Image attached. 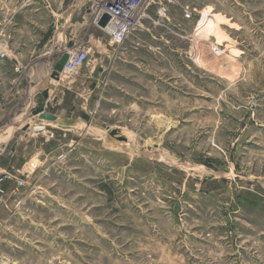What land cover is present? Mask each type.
<instances>
[{
    "label": "rangeland",
    "instance_id": "374dc122",
    "mask_svg": "<svg viewBox=\"0 0 264 264\" xmlns=\"http://www.w3.org/2000/svg\"><path fill=\"white\" fill-rule=\"evenodd\" d=\"M22 1L0 0V15ZM178 2L171 17L190 43L151 38L168 23L153 10L121 47L95 30L87 63L61 77L78 82L75 125L34 131L30 110L0 119V176L22 180L2 186L0 264H264V0L244 2L254 19L262 8L263 30L253 19L243 35L218 26L220 0ZM187 8L205 10L208 26L180 22ZM180 75L186 94L148 88L149 76Z\"/></svg>",
    "mask_w": 264,
    "mask_h": 264
},
{
    "label": "crops",
    "instance_id": "0c3cea01",
    "mask_svg": "<svg viewBox=\"0 0 264 264\" xmlns=\"http://www.w3.org/2000/svg\"><path fill=\"white\" fill-rule=\"evenodd\" d=\"M170 1L168 23L153 26V28L156 27L154 30L160 29L163 34H150L149 36L161 40L169 34L183 38L190 43L191 36L185 32L183 34V31L179 29V23L171 17L175 12V5L179 2L178 0ZM250 1L255 0H220L219 6L214 3L212 6L213 16L223 19V22L219 23L218 26L226 27L227 23L229 32H240L241 35L246 31L253 32L252 26L248 30L245 25L254 19V13L249 11L244 4V2ZM201 11L205 12V10ZM259 13V18L254 19V22L261 23L259 29L263 30L262 8H260ZM0 19V55H4L3 58H0V119L24 116L28 110L32 111L36 107V100L40 93L48 90L45 111L56 116L57 121L53 124H58L61 127L75 125L79 119L71 117L69 114L71 110L74 111L76 106L78 82L72 80L62 83L61 78L56 82L50 79V74L53 64L66 52L67 45L72 44V51L74 48L90 49V47L100 44L101 40L95 36V30L98 28L94 25L93 17L88 10V1L73 0L69 3L68 0H24L9 11L6 8L3 15H0ZM184 20L183 14L179 16L180 22ZM257 24H255V31L259 25ZM141 26L138 27L139 31L146 30L140 28ZM229 40L237 43L236 39L229 38ZM215 42L214 39L212 43ZM128 58L126 56L116 57L118 61L121 59L123 63H126ZM109 59L110 56L108 55L99 56L96 61L98 63L110 62ZM132 63L133 67L136 64H141L136 60V56L132 58ZM133 77V86L140 90L144 88L140 82L135 85L137 79L135 75ZM138 77H142L140 73ZM149 78L154 80L153 83L149 82L150 85L148 86L151 93L161 95L186 94L183 88L177 86L178 82L183 83L182 75L171 80L164 77L153 78L149 76ZM125 79V77H120V81H118L120 87L122 84V94L129 93L124 90ZM138 79L140 80V78ZM184 80L185 84H188V78L186 77ZM91 88L92 82L90 81L88 86L86 84L84 88L86 95L87 91L92 92ZM66 93L73 95L72 104L64 98ZM82 110L85 111L81 108ZM84 113L87 115L86 112ZM31 119L39 127L51 125L49 122L38 120L37 117Z\"/></svg>",
    "mask_w": 264,
    "mask_h": 264
},
{
    "label": "built area",
    "instance_id": "2783aa9c",
    "mask_svg": "<svg viewBox=\"0 0 264 264\" xmlns=\"http://www.w3.org/2000/svg\"><path fill=\"white\" fill-rule=\"evenodd\" d=\"M170 0H88V10L93 17L94 25L107 35L110 45L121 47L137 31L141 18L145 17V12L153 10L154 14L161 20L168 16L167 5ZM197 13L196 19L194 14ZM107 15L109 21L105 28H100L98 22L102 16ZM183 18L194 22V29L201 31L207 27L208 14L204 11L196 12L192 9L183 11ZM213 56L219 58L223 55L220 45L211 43ZM89 50L86 48H74L69 52V57L63 66L60 78L65 75L74 76L88 61ZM4 55H0L3 58ZM44 128V127H43ZM32 169L36 166L30 164ZM20 173V171H16ZM13 172H4L0 176V203L4 195L3 184L10 180H15L17 185H22V180L17 179ZM21 176L23 174L21 173Z\"/></svg>",
    "mask_w": 264,
    "mask_h": 264
},
{
    "label": "water",
    "instance_id": "95a60500",
    "mask_svg": "<svg viewBox=\"0 0 264 264\" xmlns=\"http://www.w3.org/2000/svg\"><path fill=\"white\" fill-rule=\"evenodd\" d=\"M109 21V17L104 15L98 22V26L100 28H105ZM72 49V44L66 46V52L61 55L59 60L53 64L52 71L50 74V79L58 82L60 80V74L63 71V66L68 60L69 52ZM48 98V90H44L40 93V96L36 100V107L31 111L32 117H37L40 121H45L49 123H54L57 121V118L54 114H51L45 111V100ZM17 127V125H15ZM60 128H63L60 126ZM28 126H25L22 130L26 131ZM111 138H114L117 142H124L125 138L120 136V132L118 130H113L109 133ZM14 151V147L11 149V152Z\"/></svg>",
    "mask_w": 264,
    "mask_h": 264
},
{
    "label": "bare ground",
    "instance_id": "6f19581e",
    "mask_svg": "<svg viewBox=\"0 0 264 264\" xmlns=\"http://www.w3.org/2000/svg\"><path fill=\"white\" fill-rule=\"evenodd\" d=\"M32 129H33L34 131H43V130H44L43 127H39V126H34Z\"/></svg>",
    "mask_w": 264,
    "mask_h": 264
}]
</instances>
